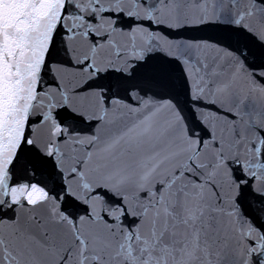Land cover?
I'll return each instance as SVG.
<instances>
[{
	"label": "water",
	"instance_id": "water-1",
	"mask_svg": "<svg viewBox=\"0 0 264 264\" xmlns=\"http://www.w3.org/2000/svg\"><path fill=\"white\" fill-rule=\"evenodd\" d=\"M0 264H264V0H0Z\"/></svg>",
	"mask_w": 264,
	"mask_h": 264
}]
</instances>
